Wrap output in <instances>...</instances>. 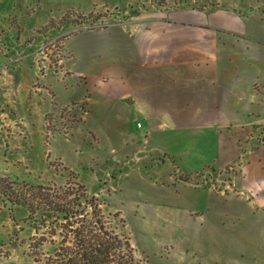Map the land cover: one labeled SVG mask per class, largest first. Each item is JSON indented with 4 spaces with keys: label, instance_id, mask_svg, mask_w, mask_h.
<instances>
[{
    "label": "rangeland",
    "instance_id": "rangeland-1",
    "mask_svg": "<svg viewBox=\"0 0 264 264\" xmlns=\"http://www.w3.org/2000/svg\"><path fill=\"white\" fill-rule=\"evenodd\" d=\"M151 1L0 0V176L85 184L130 237L138 264H264V195L255 179L261 174L245 169L262 164L255 149L264 144V124L251 135L220 139L229 152L225 163L190 173V155L181 161L156 147V138L142 136L144 118L106 122L95 111L84 119L98 99L84 91V81L96 80L84 72L103 60L96 54L100 38L87 32L136 17ZM167 1L211 6L215 15L264 10V0ZM97 14L103 16L91 23ZM51 17L55 28L40 33ZM240 18L238 27L242 21L252 27V17ZM206 186L216 191L199 188ZM14 216L0 199V264H45L32 257L35 229L27 210L15 207Z\"/></svg>",
    "mask_w": 264,
    "mask_h": 264
},
{
    "label": "crops",
    "instance_id": "crops-1",
    "mask_svg": "<svg viewBox=\"0 0 264 264\" xmlns=\"http://www.w3.org/2000/svg\"><path fill=\"white\" fill-rule=\"evenodd\" d=\"M165 1L152 0L136 17L87 32L100 38L96 54L103 60L98 70L84 72L97 82L88 78L84 91L98 98L84 119L95 111L106 122L142 117V136L156 138V147L181 161L190 155L187 172L195 173L225 163L229 152L220 139L251 135L264 124V10L215 15L211 6ZM240 17H252V27L243 21L238 27ZM189 139L196 141L192 147ZM255 150L262 164L245 169L261 174L255 179L264 195V144Z\"/></svg>",
    "mask_w": 264,
    "mask_h": 264
},
{
    "label": "trees",
    "instance_id": "trees-1",
    "mask_svg": "<svg viewBox=\"0 0 264 264\" xmlns=\"http://www.w3.org/2000/svg\"><path fill=\"white\" fill-rule=\"evenodd\" d=\"M156 2L166 5L165 0ZM66 15L61 18L62 25L67 22ZM102 16L97 14L91 23ZM52 28L55 26L50 18L40 33L45 34ZM31 40L32 37L27 43ZM0 199L9 205L12 220H15V207L27 210L26 219L35 229L30 250L36 261L45 264H138L130 237L118 230V223L104 214L103 202L83 183L35 185L0 176ZM119 221L121 225L125 223L122 218ZM47 244L52 246L51 251H46Z\"/></svg>",
    "mask_w": 264,
    "mask_h": 264
}]
</instances>
